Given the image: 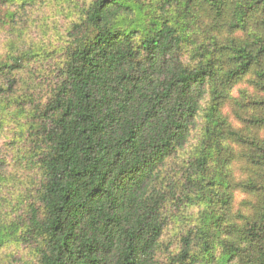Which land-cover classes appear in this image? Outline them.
I'll list each match as a JSON object with an SVG mask.
<instances>
[{"label": "trees", "instance_id": "1", "mask_svg": "<svg viewBox=\"0 0 264 264\" xmlns=\"http://www.w3.org/2000/svg\"><path fill=\"white\" fill-rule=\"evenodd\" d=\"M59 2L65 36L0 63L31 264H264V0Z\"/></svg>", "mask_w": 264, "mask_h": 264}, {"label": "rangeland", "instance_id": "2", "mask_svg": "<svg viewBox=\"0 0 264 264\" xmlns=\"http://www.w3.org/2000/svg\"><path fill=\"white\" fill-rule=\"evenodd\" d=\"M34 4L23 9L16 0H0V63L25 48L50 45L59 41V35L65 36L69 23L74 19L65 11L68 10L67 5L59 0H36ZM35 72L43 73L44 69L28 63L20 74H33L34 78ZM35 80L39 85V79ZM39 86L40 95H45L48 85H42L44 89ZM17 92L22 93L21 84ZM229 112L225 110L228 115ZM231 121L236 125L233 118ZM17 122L15 119L6 120L0 132V211L4 214L2 226L11 235V241L0 249V264L35 263L34 255L26 244L19 245L14 240L11 228L19 218L27 219L26 211L33 202L36 189L35 170H31L26 162L28 150L25 140L28 141V134L25 132V139L19 140L22 135ZM243 199V194H236L235 208H239Z\"/></svg>", "mask_w": 264, "mask_h": 264}]
</instances>
